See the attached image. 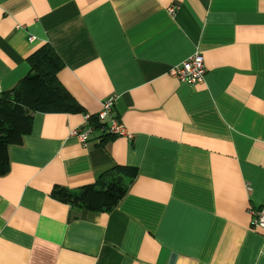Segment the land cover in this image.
<instances>
[{"label": "crops", "instance_id": "1", "mask_svg": "<svg viewBox=\"0 0 264 264\" xmlns=\"http://www.w3.org/2000/svg\"><path fill=\"white\" fill-rule=\"evenodd\" d=\"M45 43L82 111L115 96L131 138L81 146L83 115L34 112L0 176V264H264V0H0V93ZM194 52L201 83L169 75ZM115 165L136 174L109 212L50 196Z\"/></svg>", "mask_w": 264, "mask_h": 264}, {"label": "trees", "instance_id": "2", "mask_svg": "<svg viewBox=\"0 0 264 264\" xmlns=\"http://www.w3.org/2000/svg\"><path fill=\"white\" fill-rule=\"evenodd\" d=\"M29 72L15 86L0 93V176L8 171L7 149L19 145L31 128L34 112L87 115L57 80L63 64L55 50L45 43L26 58ZM92 132L102 127L88 114ZM102 142L114 138L103 133ZM135 168L115 165L96 177L93 184L76 190L54 185L50 196L62 203L90 212H109L116 207L135 176Z\"/></svg>", "mask_w": 264, "mask_h": 264}, {"label": "built area", "instance_id": "3", "mask_svg": "<svg viewBox=\"0 0 264 264\" xmlns=\"http://www.w3.org/2000/svg\"><path fill=\"white\" fill-rule=\"evenodd\" d=\"M168 14L173 13V9H167ZM33 38L29 37L31 41ZM169 75L176 78L179 82L187 84L201 83L203 80L204 68L202 65V58L199 53L194 52L186 59L181 61L169 70ZM115 103V96L111 95L103 99L100 103L99 110L94 114L96 122L102 125L98 129L100 133H107L114 137L131 138L121 122H119L112 115V107ZM83 123L81 127L72 129L68 132V137H73L75 141L81 146H85L88 136L92 133V127L88 125V114L83 115ZM250 221L249 228L253 231H264V206L256 210L249 211Z\"/></svg>", "mask_w": 264, "mask_h": 264}]
</instances>
